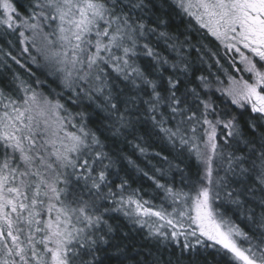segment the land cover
I'll return each mask as SVG.
<instances>
[{
    "label": "snow or ice",
    "instance_id": "1",
    "mask_svg": "<svg viewBox=\"0 0 264 264\" xmlns=\"http://www.w3.org/2000/svg\"><path fill=\"white\" fill-rule=\"evenodd\" d=\"M0 9V264H264V0Z\"/></svg>",
    "mask_w": 264,
    "mask_h": 264
},
{
    "label": "trees",
    "instance_id": "2",
    "mask_svg": "<svg viewBox=\"0 0 264 264\" xmlns=\"http://www.w3.org/2000/svg\"><path fill=\"white\" fill-rule=\"evenodd\" d=\"M14 2H15V0H14ZM0 11H2V9H0ZM21 11H23V9H21ZM192 55L195 56V52H193ZM221 63L224 64V67L225 68H228V65H227V63H225V61L222 60ZM211 71L217 72V69L215 67H213L211 69ZM161 147H162L161 145H154L152 148L149 149V152L160 151L161 150ZM133 159H136V156H133ZM152 162H153V164H157L158 163L156 160H153ZM137 163H140L141 164V167H144L146 171H149L150 170L145 165V163L142 162V158L139 159V160H137ZM140 182L143 184V187L144 188L149 189L151 191V182L150 181H148L146 178H142ZM157 203H159V201H157Z\"/></svg>",
    "mask_w": 264,
    "mask_h": 264
},
{
    "label": "rangeland",
    "instance_id": "3",
    "mask_svg": "<svg viewBox=\"0 0 264 264\" xmlns=\"http://www.w3.org/2000/svg\"><path fill=\"white\" fill-rule=\"evenodd\" d=\"M245 78H247V77H245Z\"/></svg>",
    "mask_w": 264,
    "mask_h": 264
}]
</instances>
